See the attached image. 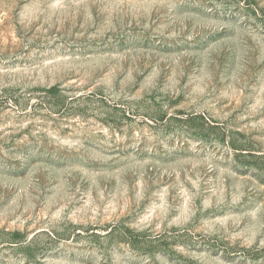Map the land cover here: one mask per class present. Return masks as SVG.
<instances>
[{
    "label": "rangeland",
    "instance_id": "obj_1",
    "mask_svg": "<svg viewBox=\"0 0 264 264\" xmlns=\"http://www.w3.org/2000/svg\"><path fill=\"white\" fill-rule=\"evenodd\" d=\"M0 264H264V0H0Z\"/></svg>",
    "mask_w": 264,
    "mask_h": 264
}]
</instances>
